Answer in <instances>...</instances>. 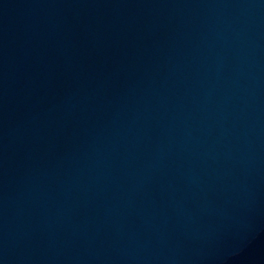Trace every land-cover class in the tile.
Listing matches in <instances>:
<instances>
[{"label": "water", "instance_id": "water-1", "mask_svg": "<svg viewBox=\"0 0 264 264\" xmlns=\"http://www.w3.org/2000/svg\"><path fill=\"white\" fill-rule=\"evenodd\" d=\"M0 264H264V0H0Z\"/></svg>", "mask_w": 264, "mask_h": 264}]
</instances>
